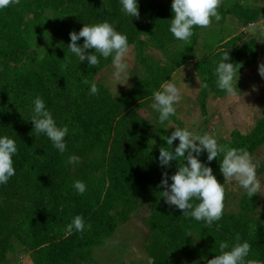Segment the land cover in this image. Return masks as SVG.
Here are the masks:
<instances>
[{
  "label": "trees",
  "instance_id": "trees-1",
  "mask_svg": "<svg viewBox=\"0 0 264 264\" xmlns=\"http://www.w3.org/2000/svg\"><path fill=\"white\" fill-rule=\"evenodd\" d=\"M150 1L136 0L138 19L121 11L120 0H20L18 5L0 9V137L8 136L17 147L12 157L15 175L0 184V264L9 261L8 255L15 248L28 254L33 264H100L93 250L104 248L112 239L123 254L124 248L118 245H123L122 236L116 233L128 226L131 215L144 205L149 208L142 217L147 234L144 238L133 231L137 256L143 257L141 264H207L220 254L219 243L227 241L231 246L237 234L240 242L251 245L247 259L264 264V217H256L257 194L252 198L242 194L237 211L224 207L222 218L211 227L185 218L182 210L160 197L164 190L159 186L162 173L171 177L180 161L161 166L159 149L174 152L179 141L167 145L165 138L170 132L166 126L170 120L177 125L180 122L171 115L160 123L159 113L150 107L153 92L193 61L199 82L208 84L206 89L199 87L198 93L200 115L205 118L208 97L227 95L216 84L217 62L227 51V62L233 63L238 73L243 72L256 63L258 42L254 38L243 41L242 33L225 39L221 31V37L212 38L217 43L211 52L199 53L195 48L203 28L194 26L188 43L177 40L169 31L172 0ZM244 1L222 3L220 22L231 17L247 28L264 19V7L247 6ZM104 21L126 35L135 51L131 75L135 77L137 65L144 72L141 80L118 93L95 80L112 65L111 57L104 59L92 50L99 64L88 66L87 60L80 62L67 47L69 32L78 33L83 24ZM215 21L213 18L212 23ZM77 43L82 45L83 38ZM92 83L97 85L96 95L90 94ZM37 96L56 125L69 128L63 154L45 134L33 131L30 119ZM147 108L155 121L148 122L140 115ZM153 132L159 134L158 140H154ZM262 144L264 103L251 131L243 134L234 129L221 143L244 148L250 155ZM72 155L79 157V162L68 163ZM222 158L209 162L207 152L198 156L221 184ZM77 180L86 185L83 194L73 187ZM226 198L225 191L224 203ZM77 215L83 217L85 230L73 229L66 236V225ZM111 250L106 248L101 253L111 259ZM115 258L122 259L119 254Z\"/></svg>",
  "mask_w": 264,
  "mask_h": 264
},
{
  "label": "clouds",
  "instance_id": "clouds-1",
  "mask_svg": "<svg viewBox=\"0 0 264 264\" xmlns=\"http://www.w3.org/2000/svg\"><path fill=\"white\" fill-rule=\"evenodd\" d=\"M13 3L18 5L20 0H0V9ZM120 3L124 14L139 18L136 0H120ZM220 5L221 0H172L173 16L170 19L169 31L177 40L188 43L194 34V26L208 28L213 18L216 21L221 19L217 11ZM251 27L253 26L242 28V31ZM69 37L70 43L67 47L80 62L87 60L88 66L93 67L99 64L98 56L92 54V50L104 59L111 57L114 68L111 79L115 85L126 84L129 77L127 75L130 67L128 57L131 50L126 35L119 33L110 23L104 21L92 25L83 24L78 33L69 32ZM81 38H83V44L79 45L77 41ZM63 59L67 60V57L64 56ZM229 59L225 51L221 60L217 62L214 75L217 78L218 88L226 92L229 97H234L237 95L238 68L234 67L233 63L227 62ZM258 73L261 78H264V63L258 65ZM83 82L89 83L87 80ZM198 83L200 88H208L206 82ZM97 93V85L92 83L90 94L96 95ZM152 96L151 108L159 113L160 123H164L171 115H175L174 105L180 102L181 92L174 82L166 81L161 85V90L154 91ZM33 104V114L30 119L33 131L37 134H45L53 147L63 154L67 150L64 138L69 132L68 126L58 127L56 125L51 112L46 110L45 103L39 96L34 99ZM177 139L179 144L174 152L169 148L159 149L158 159L161 166L167 167L171 161H180L179 164L177 163L176 172L171 177H168L167 172L162 173L159 186H162L164 190L160 192V197L166 204L182 210L185 218L191 217L196 221H203L205 227H211L223 216L225 188L217 181L212 169L198 159L202 152H207L209 162L223 154L219 168L224 181L238 183L249 198L261 191V183L257 178L258 163L253 162L252 156L246 149L229 148L227 145L219 144L208 133L196 135L187 128L177 127L170 136L165 138L170 147ZM16 152V142L13 139L8 136L0 137V184H6L15 175L12 157ZM79 159L74 155L69 156L68 163H77ZM184 160L187 161L186 164L182 163ZM169 179H171V184L168 183ZM73 187L79 194L86 191L85 183L79 180L74 182ZM192 200L198 203H190ZM85 227L83 217L77 215L73 217L71 223L66 225L64 234L70 235L73 229L82 233ZM87 227L90 228L91 225ZM219 227L220 225H217V230ZM235 241L231 246L227 241L220 242V254L207 260V264H261L259 260L247 259L251 245L247 241L240 242L239 234L236 235Z\"/></svg>",
  "mask_w": 264,
  "mask_h": 264
},
{
  "label": "rangeland",
  "instance_id": "rangeland-1",
  "mask_svg": "<svg viewBox=\"0 0 264 264\" xmlns=\"http://www.w3.org/2000/svg\"><path fill=\"white\" fill-rule=\"evenodd\" d=\"M147 1L151 2L150 0ZM230 1L231 0H221V4ZM244 4L247 6L264 7V0H261L258 3L253 0H245ZM217 11L221 16V9L218 8ZM220 20H222V16ZM220 20L211 23L208 28L199 30L201 31L199 33L200 40L198 45H196L195 50H200L199 53L209 54L212 50V46L214 47L217 43V41L212 40V38L215 39L222 35L223 38L229 39L232 36L242 33L241 36L243 37V41L254 38L258 42L257 61L250 68L238 73L236 96L229 97L228 95H225L221 98H216L210 95L208 97L207 116L205 118L200 115L198 104L199 80L192 66L193 61L177 70L170 80L176 84L181 92V100L178 104L174 105L176 111L175 115H173V117L180 122V125H177L174 121L170 120L171 122L169 121L166 126V130L170 132L169 135H171L177 127L181 129L187 128L196 135L208 133L213 136L219 144H221L228 140L230 132L234 129L243 134L251 131L263 113L264 78H261L258 73V65L264 63V19L260 20L253 27L248 28L245 31H242V27L234 22L235 19H232L231 17H228L227 20H225V23H221ZM219 33L221 35H218ZM130 49L128 57L130 67L127 72L129 77L127 78L126 84L115 85V82L111 79V73L114 71L112 65L104 68L95 78L96 81H99L110 92L118 93L126 90L129 87H132L134 83L141 80L144 75L142 68L138 65L135 67V77L131 75L132 67L135 64V51L132 49V46ZM140 113L146 121H155L148 108L141 110ZM204 119L207 120V123H204ZM152 125H154L155 130H157L155 123ZM153 138L154 140H158L159 134L153 132ZM176 141L179 140L177 139ZM221 155H218V157ZM251 156L253 162L258 163L257 178L261 183V191L257 194L258 208L256 217L259 218L264 217V144L259 146ZM221 182L224 185L227 197L224 203L225 210L236 212L238 208L237 201L242 194L246 193V191L235 181H224L223 175ZM148 213V205L141 206L136 213L131 215L129 219L130 224H128V226H122L119 228L120 231H117L116 234L122 236L120 240L123 243V245L121 243L118 245L124 248L123 254H126L125 256L121 253V248L115 246V242H111L112 239L111 241H106L104 248L101 246L93 250L94 254L97 255L96 257L100 259V264H141L143 257L142 255L137 256L138 243L134 238L133 231L139 232V235L142 237L146 236L147 231L142 222V217ZM124 227H127V231ZM125 233L126 236H124ZM106 248L112 249L109 252L111 259L107 257L106 253H101ZM116 254H119L122 259L115 258ZM8 260L9 261L5 264H33V259L18 248H15L14 253H9Z\"/></svg>",
  "mask_w": 264,
  "mask_h": 264
},
{
  "label": "crops",
  "instance_id": "crops-1",
  "mask_svg": "<svg viewBox=\"0 0 264 264\" xmlns=\"http://www.w3.org/2000/svg\"><path fill=\"white\" fill-rule=\"evenodd\" d=\"M132 68H133V67H132ZM140 114H141V113H140ZM141 116H143V115L141 114ZM149 116H150V115H149ZM151 118H152V117H151ZM151 118H150V119H151Z\"/></svg>",
  "mask_w": 264,
  "mask_h": 264
}]
</instances>
